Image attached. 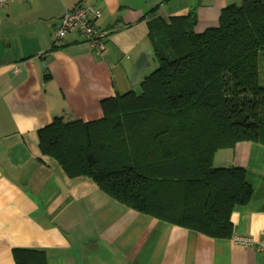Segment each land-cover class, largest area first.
<instances>
[{
	"label": "crops",
	"instance_id": "1",
	"mask_svg": "<svg viewBox=\"0 0 264 264\" xmlns=\"http://www.w3.org/2000/svg\"><path fill=\"white\" fill-rule=\"evenodd\" d=\"M243 0H31L0 7V264L15 249L40 252V264H264V251L213 239L139 214L87 177L69 178L43 156L38 132L57 117L102 119V103L129 91L149 27L193 14L195 33L217 27ZM95 5L109 33L98 52L78 33L54 42L67 11ZM151 67L140 77L153 70ZM49 74L50 78L46 79ZM214 166L241 167L253 189L234 210V235L264 242V145L240 142Z\"/></svg>",
	"mask_w": 264,
	"mask_h": 264
},
{
	"label": "trees",
	"instance_id": "2",
	"mask_svg": "<svg viewBox=\"0 0 264 264\" xmlns=\"http://www.w3.org/2000/svg\"><path fill=\"white\" fill-rule=\"evenodd\" d=\"M196 24L190 14L150 25L159 67L105 100L100 120L55 118L39 130V148L136 213L230 240L234 210L253 189L243 168H217L214 158L240 142L264 145V0L224 8L203 33ZM39 254L14 250L16 264H40Z\"/></svg>",
	"mask_w": 264,
	"mask_h": 264
},
{
	"label": "built area",
	"instance_id": "3",
	"mask_svg": "<svg viewBox=\"0 0 264 264\" xmlns=\"http://www.w3.org/2000/svg\"><path fill=\"white\" fill-rule=\"evenodd\" d=\"M29 2L31 0H0V7L12 2ZM102 17L101 10L95 5H78L67 11L64 17L55 25L53 41H63L69 34H80L92 48L98 52L105 50L109 33L97 26L96 22ZM232 242L245 247H256L264 251V242H256L253 238L244 235H233Z\"/></svg>",
	"mask_w": 264,
	"mask_h": 264
},
{
	"label": "water",
	"instance_id": "4",
	"mask_svg": "<svg viewBox=\"0 0 264 264\" xmlns=\"http://www.w3.org/2000/svg\"><path fill=\"white\" fill-rule=\"evenodd\" d=\"M153 52H143L133 70L131 84L133 87H138L140 84V77L146 72L147 69L151 67V63L149 61V56H151Z\"/></svg>",
	"mask_w": 264,
	"mask_h": 264
},
{
	"label": "rangeland",
	"instance_id": "5",
	"mask_svg": "<svg viewBox=\"0 0 264 264\" xmlns=\"http://www.w3.org/2000/svg\"><path fill=\"white\" fill-rule=\"evenodd\" d=\"M238 6H241V4ZM157 67H159V63L155 61L153 64V70H155ZM260 72H261V84L264 86V52L262 53L260 58Z\"/></svg>",
	"mask_w": 264,
	"mask_h": 264
}]
</instances>
